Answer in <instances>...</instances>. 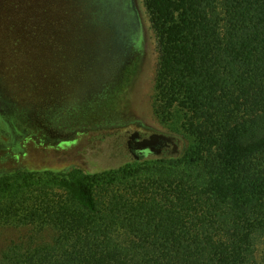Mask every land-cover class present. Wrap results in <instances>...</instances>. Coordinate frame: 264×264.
Masks as SVG:
<instances>
[{
    "label": "trees",
    "instance_id": "trees-1",
    "mask_svg": "<svg viewBox=\"0 0 264 264\" xmlns=\"http://www.w3.org/2000/svg\"><path fill=\"white\" fill-rule=\"evenodd\" d=\"M143 1L155 111L180 112L189 145L98 195L83 179L109 169L51 177L57 202L12 174L0 225L29 228L0 264H264V0Z\"/></svg>",
    "mask_w": 264,
    "mask_h": 264
},
{
    "label": "rangeland",
    "instance_id": "rangeland-1",
    "mask_svg": "<svg viewBox=\"0 0 264 264\" xmlns=\"http://www.w3.org/2000/svg\"><path fill=\"white\" fill-rule=\"evenodd\" d=\"M148 21L143 0H0V184L32 171L34 181L49 178L45 197L57 202L51 177L109 169L83 179L98 195L166 158L130 155L134 131L175 136L186 150L180 112L155 111ZM28 228L0 225V253Z\"/></svg>",
    "mask_w": 264,
    "mask_h": 264
},
{
    "label": "water",
    "instance_id": "water-1",
    "mask_svg": "<svg viewBox=\"0 0 264 264\" xmlns=\"http://www.w3.org/2000/svg\"><path fill=\"white\" fill-rule=\"evenodd\" d=\"M140 136L139 131H134L133 139ZM136 149L145 150L147 149L151 154L159 156L162 149L168 152L170 156H177L180 154V146L177 138L172 135H166L162 133H151L148 137H145L138 141ZM135 158V157H134ZM135 159H138L137 157Z\"/></svg>",
    "mask_w": 264,
    "mask_h": 264
},
{
    "label": "flooded vegetation",
    "instance_id": "flooded-vegetation-1",
    "mask_svg": "<svg viewBox=\"0 0 264 264\" xmlns=\"http://www.w3.org/2000/svg\"><path fill=\"white\" fill-rule=\"evenodd\" d=\"M149 135H145V134L140 133V136L139 137L133 139V136H134V132H133V135L130 138H128L126 145H128V150H129L130 154L133 157H135V158L137 157L139 159L140 157H144L147 154H151L147 149H145V150H138L135 147L136 146L135 144L138 141H140L141 139H143L145 137H148ZM160 155L166 156V155H168V152L165 151L164 149H162V152L160 153Z\"/></svg>",
    "mask_w": 264,
    "mask_h": 264
},
{
    "label": "bare ground",
    "instance_id": "bare-ground-1",
    "mask_svg": "<svg viewBox=\"0 0 264 264\" xmlns=\"http://www.w3.org/2000/svg\"><path fill=\"white\" fill-rule=\"evenodd\" d=\"M105 16V15H104ZM105 20H106V16L105 17H101V19L99 20L101 23H103V24H105L104 22H105ZM124 24H126V23H124Z\"/></svg>",
    "mask_w": 264,
    "mask_h": 264
}]
</instances>
